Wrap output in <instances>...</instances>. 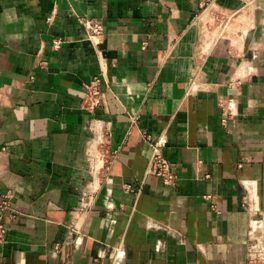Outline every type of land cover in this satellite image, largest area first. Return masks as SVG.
<instances>
[{
	"label": "crops",
	"instance_id": "crops-1",
	"mask_svg": "<svg viewBox=\"0 0 264 264\" xmlns=\"http://www.w3.org/2000/svg\"><path fill=\"white\" fill-rule=\"evenodd\" d=\"M263 9L0 0V264H264ZM142 133L167 137L174 185Z\"/></svg>",
	"mask_w": 264,
	"mask_h": 264
},
{
	"label": "built area",
	"instance_id": "built-area-1",
	"mask_svg": "<svg viewBox=\"0 0 264 264\" xmlns=\"http://www.w3.org/2000/svg\"><path fill=\"white\" fill-rule=\"evenodd\" d=\"M216 0H201V8L202 13L209 11V9L214 5ZM244 5H246V0H241ZM213 13V12H212ZM213 15L217 18V14L213 13ZM264 15V9H263ZM80 22L84 24L89 33L87 35V40L92 41L93 43H100V39H102L105 35L104 27L92 21H88L85 19H80ZM67 41L64 39H55L52 42V50L57 51L62 48ZM86 89L90 96L94 99H98L101 95L100 91V79L95 78L89 85L86 86ZM142 136L146 143L149 145L151 149V157L148 165V173L151 175H155L163 180L165 185L172 186L176 182V175L172 172L171 164L169 160L164 155V149L167 146L168 140L165 135H160L155 138L148 133H142ZM14 194L12 191H7L4 193L0 199V244H3L6 239L7 227L5 224V218L13 213L12 208V200ZM70 232L73 236H78L81 233V228L77 224H72L70 226ZM78 238V237H77ZM76 245L77 239L74 238ZM61 248L60 244L55 245V250L59 251ZM248 264H262L260 261L252 258L250 259Z\"/></svg>",
	"mask_w": 264,
	"mask_h": 264
}]
</instances>
